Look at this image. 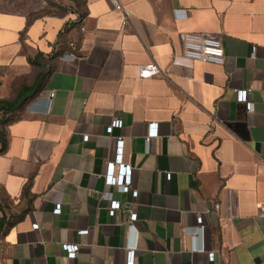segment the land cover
Masks as SVG:
<instances>
[{"label": "crops", "instance_id": "0c3cea01", "mask_svg": "<svg viewBox=\"0 0 264 264\" xmlns=\"http://www.w3.org/2000/svg\"><path fill=\"white\" fill-rule=\"evenodd\" d=\"M83 1L0 12V101L41 85L0 137V264H264V0H119L127 28L111 0ZM185 33L219 38L224 64L173 66ZM118 137L129 193L105 179Z\"/></svg>", "mask_w": 264, "mask_h": 264}, {"label": "built area", "instance_id": "2783aa9c", "mask_svg": "<svg viewBox=\"0 0 264 264\" xmlns=\"http://www.w3.org/2000/svg\"><path fill=\"white\" fill-rule=\"evenodd\" d=\"M111 4L115 8V10L122 13V27L127 28L132 25V16L131 13L125 9V7L120 3L119 0H111ZM183 41V51L181 54H177L173 56L172 64L173 66H179L183 68H193L194 64L197 62L203 64H215V65H223L225 62V49L221 40L217 37L211 35L204 34H195V33H185L182 36ZM72 50H77V46L72 43ZM75 55L73 53H67L63 59L64 60H74ZM162 72L161 68L155 62H150L146 64L140 71V77L143 79H150ZM248 90H240L238 92L237 98L238 101L246 103L247 109L249 111L252 110V104L248 102ZM54 97V94H51V98ZM123 121L115 120L112 125L108 128V133L112 134L115 128H122ZM157 124H150L149 132L147 137V142H150L151 138L156 137L158 135ZM88 137H85L87 140ZM124 143L125 140L122 137H118L116 139V160L115 162H109L107 166V173L105 175L106 183L110 186H115L119 188L123 193H129L131 191V184L126 183L124 181L125 177H131L133 169L130 165H125L122 163V156L124 151ZM116 165H119L118 173L116 171ZM168 179L171 178L169 174L167 176ZM111 201L110 206V215L114 216L117 210L122 208L120 202ZM62 211L61 205H57L55 212L60 213ZM259 216L264 218V203L259 206ZM137 219V215L135 213H131L130 221L135 222ZM198 223L200 225L198 232L203 233L204 226L202 218H198ZM33 228L35 230L39 229L38 224H34ZM63 249L67 252L69 258L73 259L77 256V252L79 247L74 245L65 244ZM203 249V248H201ZM135 250H130L128 252V261L127 264H134L135 260ZM209 261L213 262L215 259V254L210 252L208 254Z\"/></svg>", "mask_w": 264, "mask_h": 264}, {"label": "rangeland", "instance_id": "374dc122", "mask_svg": "<svg viewBox=\"0 0 264 264\" xmlns=\"http://www.w3.org/2000/svg\"><path fill=\"white\" fill-rule=\"evenodd\" d=\"M84 8L83 0H0V12L24 14L31 19L71 12L83 14Z\"/></svg>", "mask_w": 264, "mask_h": 264}, {"label": "trees", "instance_id": "16d2710c", "mask_svg": "<svg viewBox=\"0 0 264 264\" xmlns=\"http://www.w3.org/2000/svg\"><path fill=\"white\" fill-rule=\"evenodd\" d=\"M31 21L32 19L30 18L29 22ZM39 82H37L33 87L24 86L17 98L13 101H0V113L4 115V117L0 120V137L3 142V148H6L4 127L8 123L16 121L20 117L21 109L28 103L29 100L32 99L33 96L38 94L41 90ZM31 91L34 94L33 96L29 95Z\"/></svg>", "mask_w": 264, "mask_h": 264}]
</instances>
